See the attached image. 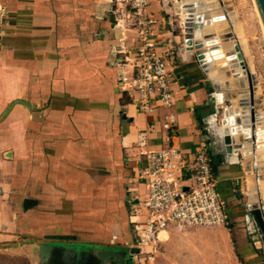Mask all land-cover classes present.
Returning a JSON list of instances; mask_svg holds the SVG:
<instances>
[{
	"label": "crops",
	"instance_id": "0c3cea01",
	"mask_svg": "<svg viewBox=\"0 0 264 264\" xmlns=\"http://www.w3.org/2000/svg\"><path fill=\"white\" fill-rule=\"evenodd\" d=\"M111 9V0H0V245L72 236L135 247L133 221L145 219L134 215V207L148 191L139 177V131L151 127L150 147L161 148L162 122L172 112L178 146L195 150L209 143L213 105L197 63L177 54L180 20L172 18L173 28L162 0H152L151 39L167 59L174 104L143 112L117 67L124 56L118 44L134 47L136 31L121 28ZM178 12L173 7V16ZM16 99L31 106L15 103L3 115ZM46 102L53 111L39 123L37 106ZM82 108L87 115L105 108L111 128H87L90 118L77 119ZM213 165L228 225L163 231L157 248L136 246L135 264H260L234 185L239 167L222 156Z\"/></svg>",
	"mask_w": 264,
	"mask_h": 264
},
{
	"label": "water",
	"instance_id": "95a60500",
	"mask_svg": "<svg viewBox=\"0 0 264 264\" xmlns=\"http://www.w3.org/2000/svg\"><path fill=\"white\" fill-rule=\"evenodd\" d=\"M175 1L183 33L177 54L197 63L213 105L207 126L213 161L222 156L239 167L234 185L244 194L245 218L264 253V90L251 50L233 0ZM162 2L175 28L170 0ZM255 2L264 23V0ZM15 103L31 106L16 99L3 115ZM11 244L25 245L37 264H135L140 253L138 247L100 245L72 236Z\"/></svg>",
	"mask_w": 264,
	"mask_h": 264
},
{
	"label": "built area",
	"instance_id": "2783aa9c",
	"mask_svg": "<svg viewBox=\"0 0 264 264\" xmlns=\"http://www.w3.org/2000/svg\"><path fill=\"white\" fill-rule=\"evenodd\" d=\"M151 2L111 0L116 23L136 31L137 44L132 49L120 44L118 52L124 56L117 60V67L120 82L132 92L134 102L143 112L155 110L161 104H174L167 59L156 52L151 39L156 24L149 11ZM162 128L165 143L159 149L150 147L151 127L139 131L136 140L141 161L139 177L148 187L146 198L134 207V215L145 219L144 223L133 221L135 245L139 247L157 248L160 233L170 229L188 231L229 222L227 201L219 190L209 146L202 143L195 150L178 146L174 141L177 121L172 112L165 116Z\"/></svg>",
	"mask_w": 264,
	"mask_h": 264
},
{
	"label": "rangeland",
	"instance_id": "374dc122",
	"mask_svg": "<svg viewBox=\"0 0 264 264\" xmlns=\"http://www.w3.org/2000/svg\"><path fill=\"white\" fill-rule=\"evenodd\" d=\"M174 3H175L174 0L170 1V5L173 6L175 9L179 10V12L178 14H174L173 17L178 18L180 20L181 14H180L179 6H178L179 4L176 2L177 6H174ZM233 3L235 5L239 23L243 29L245 38L247 39V43L251 50V55L253 57V62H254L255 68L257 70L259 79L261 81V84L264 90V28L258 16L255 2L254 0H233ZM111 12H112V9H111ZM114 18H115V15H114ZM115 21H116V18H115ZM122 23L124 24V22ZM176 24H177V21H176ZM121 43L123 42H120L117 48L120 47ZM127 47L132 49V47L128 45ZM120 55L123 56V54H120ZM52 108H53L52 102H48V103L46 102V103H43L42 105L37 106L36 112H37V116H39V121H40L39 123L45 122L48 119L50 113H52L53 111ZM88 112L89 110L86 108H82L80 112L79 111L76 112V113H79L77 114L78 115L77 119L79 120H84L81 115H83V117L90 118L92 127L88 126L87 128L89 129L97 128L99 130L111 128L113 124L111 122L112 118L108 115V112L106 111L105 108L103 111H100V113L93 114L92 112L87 115L86 113ZM62 114L65 115V113H62ZM55 119H58V118H55ZM106 123H109L110 125H107ZM39 125H42V124H39ZM57 125H59L60 127V123ZM73 161L76 162V160H73ZM240 192L241 191H238L237 194L241 196V198L243 199L244 194L241 192L243 194L242 195ZM247 234H248V240L251 243V245L249 246L252 247L254 251H256V254L254 255L255 256L258 255L256 258L257 261L258 262L260 261V264L261 263L264 264L263 249L261 248L259 244H257L258 239L256 237V233L251 232L250 234L249 233ZM22 240H30V241H36V242L45 241L43 239L36 240L34 238H25ZM11 243H14V242H11ZM11 243H10L11 246H4V245L0 246V264H37L33 254L25 245L13 246V244Z\"/></svg>",
	"mask_w": 264,
	"mask_h": 264
},
{
	"label": "bare ground",
	"instance_id": "6f19581e",
	"mask_svg": "<svg viewBox=\"0 0 264 264\" xmlns=\"http://www.w3.org/2000/svg\"><path fill=\"white\" fill-rule=\"evenodd\" d=\"M254 2H255V0H254ZM178 4H179V3H178ZM255 5H256L257 12H258V16H259V18H260V20H261V23H262V26H263V28H264V23H263V20H262L261 15H260V13H259V9H258V7H257L256 2H255ZM135 247H136V246H135Z\"/></svg>",
	"mask_w": 264,
	"mask_h": 264
},
{
	"label": "trees",
	"instance_id": "16d2710c",
	"mask_svg": "<svg viewBox=\"0 0 264 264\" xmlns=\"http://www.w3.org/2000/svg\"><path fill=\"white\" fill-rule=\"evenodd\" d=\"M213 168H214V165H213ZM229 226H231V228H232V230H233V234H234L235 232H234V229H233V225L230 224ZM237 246H238V245H237Z\"/></svg>",
	"mask_w": 264,
	"mask_h": 264
}]
</instances>
